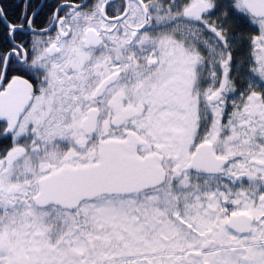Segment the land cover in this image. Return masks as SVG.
Listing matches in <instances>:
<instances>
[{
	"label": "snow or ice",
	"instance_id": "1",
	"mask_svg": "<svg viewBox=\"0 0 264 264\" xmlns=\"http://www.w3.org/2000/svg\"><path fill=\"white\" fill-rule=\"evenodd\" d=\"M0 264H264V0H0Z\"/></svg>",
	"mask_w": 264,
	"mask_h": 264
}]
</instances>
